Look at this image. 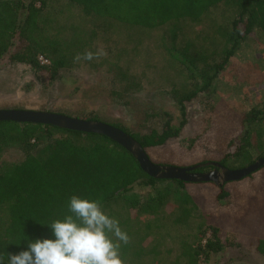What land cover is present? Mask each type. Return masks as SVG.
I'll return each mask as SVG.
<instances>
[{
    "label": "trees",
    "instance_id": "trees-1",
    "mask_svg": "<svg viewBox=\"0 0 264 264\" xmlns=\"http://www.w3.org/2000/svg\"><path fill=\"white\" fill-rule=\"evenodd\" d=\"M55 5L77 11L82 22L55 26L50 10ZM86 21L91 22V28L85 27ZM101 22L106 28L114 27V44L121 37L130 43L134 31H162L166 64L175 67L182 80L181 88H170L181 114L178 126L172 125L168 114L163 117L161 131L144 135L111 124L138 142L148 159L150 155L156 161L153 153L158 148L169 149L168 144L179 137L185 125V105L200 92L214 93L212 87L238 45L253 31L264 40V0H0V60L6 57L10 64L28 66L43 87H50L62 72L74 67L84 48L98 40L95 36L101 31L95 25ZM117 51L119 57L127 55L128 46ZM40 57L48 64H41ZM119 74L128 80L124 72ZM206 114L209 118L202 130L183 146L186 159L176 162L168 151L156 165L186 168L213 163L239 170L264 158V101L234 114L219 100L206 105ZM213 130L216 137L211 141L207 136ZM10 151L18 152L20 160L0 164V257L4 264L7 253L27 250L29 241L55 239L47 224L70 214L72 195L99 201L128 236L133 226L127 222L146 217L149 223L137 222L145 239L158 212L170 207L175 220L180 218L176 222L184 224L190 218V222L196 221L194 209L200 224L197 229L189 228L195 245L183 252L185 264L206 263L211 256L228 250L252 249L264 256V167L219 187L159 181L147 176L128 152L103 136L1 122L0 159ZM139 188L145 193H138ZM156 227L162 230L160 225ZM119 251L121 259L134 257L127 244Z\"/></svg>",
    "mask_w": 264,
    "mask_h": 264
},
{
    "label": "rangeland",
    "instance_id": "rangeland-1",
    "mask_svg": "<svg viewBox=\"0 0 264 264\" xmlns=\"http://www.w3.org/2000/svg\"><path fill=\"white\" fill-rule=\"evenodd\" d=\"M50 10L52 18L54 15L56 19V23L52 20L53 23L60 28L77 25L83 19L77 11L65 9V5H55ZM84 25L86 28L92 27L91 22L86 21ZM95 26L101 31L95 36L98 40L88 44L74 67L62 72L50 87H43L28 66L10 64L6 57L1 59L0 110L49 112L83 120L94 118L106 124L124 126L137 135L151 130L161 131L166 114L171 117L172 125L178 126L181 114L170 88L175 85L181 88L182 80L176 68L166 64L160 41L162 31L143 34L134 31L130 43L127 37H121L114 44V27L106 28L102 22ZM123 45L128 46V54L119 57L117 48ZM88 52L93 53V59H84ZM122 72L128 80L121 78L119 73ZM125 83L131 85L125 87ZM133 84L138 87H131ZM212 89L213 94L200 92L185 105V125L179 137L168 144L169 149L158 148L153 153L156 161L164 160L168 151L170 158L176 162L182 163L186 159L183 146L204 127L209 118L206 114L207 104L221 100L234 114H242L264 101V40L259 32L253 31L238 45ZM215 129L219 130L216 123ZM207 137L212 141L216 137L214 130ZM149 159L159 164L150 155ZM19 160L20 154L10 151L2 156L0 164L17 163ZM138 193L144 194L145 189L139 188ZM191 210L196 221L190 222V218L184 224L176 222L180 218L178 216L175 220L176 213L172 214L170 207L158 212L151 220L154 227L151 226L152 231L149 228L150 236L146 239L141 237L137 222L147 224L149 220L146 217L131 218L127 222L133 226L127 246L134 257L125 255L123 264H176V261L185 264L183 252L195 245L194 232L189 228L197 229L200 224L199 216L194 209ZM158 225L162 230H156ZM186 228L189 230H184ZM123 245L120 242V248ZM236 263L264 264V256L252 249L243 252L228 250L211 256L206 263L200 260L196 264Z\"/></svg>",
    "mask_w": 264,
    "mask_h": 264
},
{
    "label": "clouds",
    "instance_id": "clouds-1",
    "mask_svg": "<svg viewBox=\"0 0 264 264\" xmlns=\"http://www.w3.org/2000/svg\"><path fill=\"white\" fill-rule=\"evenodd\" d=\"M84 59H93V53H86ZM68 212L62 220L47 224L55 239L29 241L27 250L7 253V264H123L119 242L128 244L130 238L99 201L72 195ZM0 264H4L3 257Z\"/></svg>",
    "mask_w": 264,
    "mask_h": 264
},
{
    "label": "water",
    "instance_id": "water-1",
    "mask_svg": "<svg viewBox=\"0 0 264 264\" xmlns=\"http://www.w3.org/2000/svg\"><path fill=\"white\" fill-rule=\"evenodd\" d=\"M1 122L52 126L82 134L103 136L128 152L147 176L159 181L176 180L185 183H213L219 187L228 182L242 180L264 167V158H259L249 166L239 170H227L221 165L213 163L186 168L156 165L148 159L138 142L118 128L99 121L71 118L49 112L0 110ZM207 167L212 168V170L205 173L196 172Z\"/></svg>",
    "mask_w": 264,
    "mask_h": 264
},
{
    "label": "built area",
    "instance_id": "built-area-1",
    "mask_svg": "<svg viewBox=\"0 0 264 264\" xmlns=\"http://www.w3.org/2000/svg\"><path fill=\"white\" fill-rule=\"evenodd\" d=\"M39 61L41 64H48V62L42 57L39 58Z\"/></svg>",
    "mask_w": 264,
    "mask_h": 264
},
{
    "label": "flooded vegetation",
    "instance_id": "flooded-vegetation-1",
    "mask_svg": "<svg viewBox=\"0 0 264 264\" xmlns=\"http://www.w3.org/2000/svg\"><path fill=\"white\" fill-rule=\"evenodd\" d=\"M207 168H209V167H207ZM200 170H202L203 173H205V172H210L212 170V168H210L209 170H206L205 168H202ZM196 172H199V171L197 170ZM199 173H202V172H199Z\"/></svg>",
    "mask_w": 264,
    "mask_h": 264
}]
</instances>
